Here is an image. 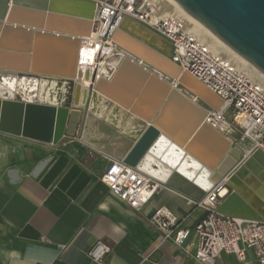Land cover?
<instances>
[{"label": "water", "instance_id": "95a60500", "mask_svg": "<svg viewBox=\"0 0 264 264\" xmlns=\"http://www.w3.org/2000/svg\"><path fill=\"white\" fill-rule=\"evenodd\" d=\"M171 1L264 74V0ZM94 12L95 4L87 0H0V131L50 145L77 138L162 186L201 200L217 183L212 175L235 138L204 123L206 112L198 103L217 110L222 99L170 59L167 39L124 17L110 37L129 56L114 51L99 77H91L94 84L84 89L83 107L77 108L71 76L78 37L96 28ZM104 85L123 97L139 91L128 109ZM173 119L183 135L171 130ZM226 185L230 192L218 212L264 220L262 150L252 151Z\"/></svg>", "mask_w": 264, "mask_h": 264}, {"label": "crops", "instance_id": "0c3cea01", "mask_svg": "<svg viewBox=\"0 0 264 264\" xmlns=\"http://www.w3.org/2000/svg\"><path fill=\"white\" fill-rule=\"evenodd\" d=\"M56 144L0 131V264H198L189 239L176 245L150 217L165 207L192 230L204 207L160 184L134 209L101 180L117 158L77 138ZM98 240L111 246L102 262L87 254ZM216 264L259 263L247 249Z\"/></svg>", "mask_w": 264, "mask_h": 264}, {"label": "built area", "instance_id": "2783aa9c", "mask_svg": "<svg viewBox=\"0 0 264 264\" xmlns=\"http://www.w3.org/2000/svg\"><path fill=\"white\" fill-rule=\"evenodd\" d=\"M87 1L95 4L93 20L100 22L99 29L96 32L93 30V37L85 42L87 51L82 52L90 58L91 77L94 75L95 80L99 77L103 64L118 48L110 36L122 19L129 17L136 20L167 39L171 44L170 59L222 99L223 103L217 110L198 103L206 112L204 123L227 137H234L235 142L248 140L251 143L248 154L255 149L264 152L263 80L217 54L192 32L184 17L179 14L165 15L156 0ZM138 62L146 67L142 60ZM80 64L83 62L80 61ZM244 159H238L231 172ZM229 174L215 183L201 200L192 201L206 211L192 230L178 228V218L165 207L157 208L150 222L178 246L189 239L192 247L190 255L198 264H216L223 252L233 253L243 261L247 249L253 251L259 264H264V220L228 216L217 211L218 204L227 195ZM101 180L113 194L134 209L147 203L160 188V184L151 177L119 159L109 160ZM110 251L111 246L107 242L98 240L87 254L92 260L102 262Z\"/></svg>", "mask_w": 264, "mask_h": 264}, {"label": "bare ground", "instance_id": "6f19581e", "mask_svg": "<svg viewBox=\"0 0 264 264\" xmlns=\"http://www.w3.org/2000/svg\"><path fill=\"white\" fill-rule=\"evenodd\" d=\"M156 1L159 2L161 11L165 15L179 14L182 17H184L192 32H194L197 37L203 40V42L207 44L210 48H212L217 54L229 60L238 68H243L244 70L254 75V77H257L259 80L264 81V74H262L260 71H258L256 68H254L253 66L242 60L241 58H239L232 51L226 48L222 43H220L217 39H215L212 35H210L206 30H204L199 24H197L192 19L188 18L171 0H156ZM99 27H100V22L98 21L96 23V28L94 29L95 32L99 29ZM123 30H125L127 33L130 34L128 30L126 29ZM93 35H94L93 30H91L87 34V36H84L82 39L78 38L79 42L77 45L76 66H75V71L71 76L74 82L73 93H72V104L75 105L77 108L83 107L82 104L83 91L88 87L90 83V77L92 71L91 67L88 66V62L90 61V58L89 56L84 55L82 52L87 51L85 42L87 41V39L92 38ZM115 51L121 52L123 55L129 56L128 53H126L119 47L116 48ZM80 61H82L83 64H80ZM104 66L105 64H103L102 68ZM79 67L81 69L80 71H79ZM42 88L43 85H40L39 87L40 91L42 90ZM200 107L202 108V106ZM242 153H243V148L240 145L239 141L235 142L234 145L230 148V153L227 154L222 160V162L219 164L216 174L212 175L213 176L212 180L218 183L225 176H227L237 165L238 163L237 158L239 157L240 159Z\"/></svg>", "mask_w": 264, "mask_h": 264}, {"label": "rangeland", "instance_id": "374dc122", "mask_svg": "<svg viewBox=\"0 0 264 264\" xmlns=\"http://www.w3.org/2000/svg\"><path fill=\"white\" fill-rule=\"evenodd\" d=\"M85 36H87V35H85ZM10 40H12V42L13 41H15V37H13V36H11V38H10ZM9 48H17V47H9ZM17 49H20V50H23L22 48H17ZM248 72V71H247ZM249 73V72H248ZM250 75H252L251 73H249ZM252 76H254V75H252ZM103 89L105 90V92H110L111 94H113V95H115V96H118L119 98H121L122 99V102H124V103H121L120 101H116L115 99V101L116 102H118L119 104H121L122 106H124L125 108H128V109H130V106L131 105H133V102H134V100H135V98L137 97V93H138V91H139V89H137V91H136V93L133 95V96H131L130 97V95L129 96H125V97H123L122 95H121V92L120 91H118L114 86H106V85H104V87H103ZM102 92V91H101ZM105 94V93H104ZM171 103L169 104V107H168V112L167 113H169V109H170V107H171ZM218 109V108H217ZM132 111L134 112V113H136V114H138L137 113V111L135 110V109H132ZM169 117V116H168ZM169 119V118H168ZM170 126H171V130L175 133V134H178V135H183V130H184V128H183V126L181 125V124H179V122H176L174 119L173 120H171V122H170ZM71 139L72 138H68V137H65V138H63V139H61L56 145H58V146H60L61 144H63V143H68V142H70L71 141ZM187 142V140L185 141V143ZM184 143V144H185ZM239 143H240V145L242 146V148H243V154H242V156H241V158L243 159V158H246L249 154L247 153V151L249 150V148L251 147V143L248 141V140H243V141H239ZM240 158V159H241ZM230 192V188H227V193L226 194H228Z\"/></svg>", "mask_w": 264, "mask_h": 264}]
</instances>
